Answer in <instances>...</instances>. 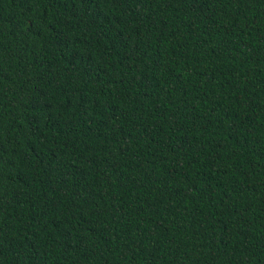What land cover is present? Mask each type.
<instances>
[{"label": "trees", "instance_id": "trees-1", "mask_svg": "<svg viewBox=\"0 0 264 264\" xmlns=\"http://www.w3.org/2000/svg\"><path fill=\"white\" fill-rule=\"evenodd\" d=\"M0 264H264V0H0Z\"/></svg>", "mask_w": 264, "mask_h": 264}]
</instances>
